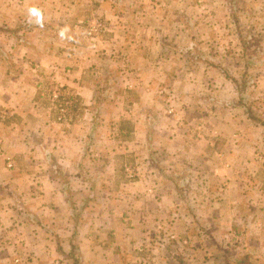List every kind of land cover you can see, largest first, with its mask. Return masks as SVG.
<instances>
[{"label": "rangeland", "instance_id": "374dc122", "mask_svg": "<svg viewBox=\"0 0 264 264\" xmlns=\"http://www.w3.org/2000/svg\"><path fill=\"white\" fill-rule=\"evenodd\" d=\"M56 1L65 12L57 16L72 19L63 21L65 28L77 21L83 48L97 59L88 77L97 99L92 140L95 153L111 155L112 162L103 160L116 175L111 192L131 196L126 204L133 205L143 187L135 184L138 175L150 164L147 172L156 167L184 194V213L172 208L166 214L179 224L161 230L173 264H264V0ZM14 5L25 1L0 0L4 11ZM92 20L106 26L97 38L88 35ZM111 39L114 46L107 47ZM154 73L155 85L149 82ZM48 83L41 93L55 121L50 95L56 87L75 98L76 115L78 95L62 83ZM121 94L125 99L119 100ZM8 111L0 110L1 121L8 120ZM8 156L0 149V157ZM64 176L66 199L80 206L71 215L72 246L79 254L80 237L95 216H86L85 206L109 201L100 180ZM84 182L90 196L72 195L71 184ZM101 236L102 244L108 239ZM141 248L147 263L151 247Z\"/></svg>", "mask_w": 264, "mask_h": 264}, {"label": "crops", "instance_id": "0c3cea01", "mask_svg": "<svg viewBox=\"0 0 264 264\" xmlns=\"http://www.w3.org/2000/svg\"><path fill=\"white\" fill-rule=\"evenodd\" d=\"M24 1V6L14 5L7 11L0 8V110H9L10 116L5 122L0 120V149L14 159L10 169L0 157V264H15L17 257L21 264H173L174 256L165 245L168 236L161 230L166 233L179 224L170 223L171 216L166 214L172 208L184 213L183 192L171 187V176L156 167L147 172L150 164L138 175L135 184L143 187L133 205L126 204L131 196L111 192L109 185L116 181L107 165L112 162L111 155L95 153L92 140L97 128L93 114L97 99L88 77L96 56L90 55V47L83 48L77 21L66 25L67 30L63 21L72 19L57 16L65 13L62 4L56 0ZM25 23H43L51 29L36 30L30 41L26 32H14ZM114 41L109 40L107 47L114 46ZM108 52L115 58L116 53ZM156 77L152 74L149 82L157 84ZM49 81L62 83L67 92L78 95L72 124L57 123L44 104L41 89ZM123 99L121 94L119 100ZM136 131L142 132L140 125ZM64 166H69L70 173ZM64 175L71 180H100L103 197L109 201L85 206L84 214L95 216L89 219L92 229L80 237L79 254L72 246L75 225L71 215L80 206L66 199L65 181L69 178ZM154 186L156 189H151ZM70 188L72 195L74 191L87 197L91 193L85 182L75 187L72 183ZM181 219L185 220L183 215ZM184 228L185 223L182 231ZM101 234L108 239L102 244ZM106 244L109 247L104 250ZM143 244L151 247L147 263L140 252Z\"/></svg>", "mask_w": 264, "mask_h": 264}, {"label": "built area", "instance_id": "2783aa9c", "mask_svg": "<svg viewBox=\"0 0 264 264\" xmlns=\"http://www.w3.org/2000/svg\"><path fill=\"white\" fill-rule=\"evenodd\" d=\"M106 29L105 24L100 20H92L88 23V35L91 38L99 37ZM51 101L57 111V122L60 124H69L75 116L76 100L72 96H63L60 88L56 87L51 92ZM5 115L3 118H5ZM8 116V114H7ZM8 168H13L14 163L11 158H7ZM127 171H129L127 169ZM19 262V261H17Z\"/></svg>", "mask_w": 264, "mask_h": 264}, {"label": "trees", "instance_id": "16d2710c", "mask_svg": "<svg viewBox=\"0 0 264 264\" xmlns=\"http://www.w3.org/2000/svg\"><path fill=\"white\" fill-rule=\"evenodd\" d=\"M38 29L43 30V31L46 29L49 30V29H51V26L43 24V23H41V24L25 23V24L19 26L14 32L15 33H22L24 31L27 33L28 38L29 37L31 38V35H33L34 32ZM25 38H24V40H25ZM30 38H29V40H30ZM250 118H251V115H250Z\"/></svg>", "mask_w": 264, "mask_h": 264}]
</instances>
